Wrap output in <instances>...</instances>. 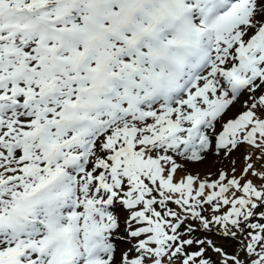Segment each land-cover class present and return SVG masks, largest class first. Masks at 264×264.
<instances>
[{
    "label": "snow or ice",
    "instance_id": "1",
    "mask_svg": "<svg viewBox=\"0 0 264 264\" xmlns=\"http://www.w3.org/2000/svg\"><path fill=\"white\" fill-rule=\"evenodd\" d=\"M213 142L264 155V0H0V264H264V172L175 179Z\"/></svg>",
    "mask_w": 264,
    "mask_h": 264
},
{
    "label": "rangeland",
    "instance_id": "2",
    "mask_svg": "<svg viewBox=\"0 0 264 264\" xmlns=\"http://www.w3.org/2000/svg\"><path fill=\"white\" fill-rule=\"evenodd\" d=\"M239 108V105L236 109H233L230 115H234ZM254 150V151H252ZM219 154V155H218ZM203 158L201 160H188L187 158H179L180 167L182 171H177L175 179L177 181L182 180L187 175H192L197 178L194 184V187L199 184V182L207 180L209 182L216 181L219 177L215 175L214 168L224 169L228 178L233 176L239 178L243 173V169L246 167L247 163H252L253 167L258 172H264V155L261 154L259 149H256L248 144H241L237 149L233 150L231 153L225 152L223 149H217L215 143L204 153H202ZM214 157V158H213ZM246 157H251L250 160ZM261 164L259 167L258 164ZM233 167L235 171H233ZM238 169V170H236ZM210 170V172H209ZM251 179L253 183L259 187L261 184H264V180H261L253 175L251 171L247 176L244 177V180ZM243 183V180L241 181ZM211 191L206 189V192ZM225 211L226 209H222ZM205 216H211V208L208 205H205V210L203 213ZM194 235L205 238V234L202 231L194 233ZM208 239L214 240L217 246H221L224 250L230 254H235L239 251L240 245L238 242L233 240H226L219 235L209 234ZM121 247H126V242H121ZM195 250V249H192ZM208 255L215 261L219 258L209 251Z\"/></svg>",
    "mask_w": 264,
    "mask_h": 264
}]
</instances>
